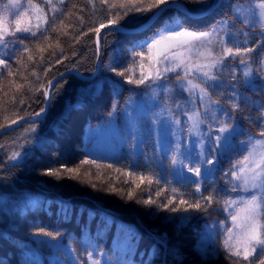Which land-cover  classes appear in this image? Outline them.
Wrapping results in <instances>:
<instances>
[{
	"label": "trees",
	"instance_id": "obj_1",
	"mask_svg": "<svg viewBox=\"0 0 264 264\" xmlns=\"http://www.w3.org/2000/svg\"><path fill=\"white\" fill-rule=\"evenodd\" d=\"M31 1L43 7L48 17L45 27L49 30L44 35L37 33L36 37L17 34L23 44L14 47L3 59L10 65L11 75L0 65V129L44 109L49 82L59 74L70 69L84 74L95 71L99 58L96 29L101 31L104 28L101 25L108 26V21L116 17L117 10L110 9L109 5L122 2L52 0L56 5L54 12L43 0ZM178 1L185 3L191 11H200L203 7L188 0ZM214 1L209 0V4ZM137 2L147 5L153 0ZM249 2L252 0H222L214 12L201 18L168 8L143 32L107 31L101 42L103 66L97 78L84 80L74 74L65 76L51 93L44 119L24 122L0 136V196L5 197L0 203V264H63V261L88 264L89 252L93 256L101 253L114 264H120V261L124 264H164V258L172 263L178 255H185L180 264H261L264 261L259 252L248 261L231 257L223 247L224 232L219 227V224L229 226L230 223L228 213L222 207V201L233 194L225 173L247 154V148L240 144L248 140L247 133L259 136L264 130L258 119L261 106H264V81L254 78L245 87L237 86L240 108L234 110L236 123L246 132L233 138L231 151L218 154L219 163H215L214 175L205 180L204 187L198 192L191 183L169 178L162 167L142 168L134 161L110 159L86 149L89 127L106 124L118 114L124 128L122 114L128 102L148 91L147 81L137 85L125 79L127 76L139 79L140 69L148 63L147 56L143 57L141 66L140 57L134 60L129 55L133 51L142 52V48L133 47L136 42L151 37L175 20L196 31L211 30L222 20L243 26L233 14V6ZM156 10L129 13L128 16L120 11L123 19L119 24L138 26ZM53 17L55 30H52ZM117 54L120 56L118 64L114 63ZM262 55L264 43L248 56L252 66L258 65L253 58ZM240 59L235 58V62ZM110 66L116 71H110ZM221 71L216 70L217 75ZM119 72H124L125 76L117 75ZM222 73L220 78L225 83L229 76ZM175 75L167 76L175 80ZM236 79L245 80L240 72ZM233 81L236 84V80ZM98 83L103 87L97 89ZM223 89L224 85L210 91L212 98L227 109L233 90L222 95ZM14 152L21 155L10 159ZM85 160L96 161L99 167L82 163ZM62 166L78 168L79 176L66 171L58 177L46 174L47 170ZM129 192L134 194L132 199L128 198ZM210 194L214 199L207 207L201 197ZM149 198L156 203L142 202ZM169 200L172 204L168 208L158 207ZM181 200L186 204H180ZM197 201L201 203V209L187 207ZM175 206H179L180 211H170ZM185 216L188 218L182 219ZM209 227L214 228L216 243L204 252L201 240ZM38 228L59 235L53 240L37 234ZM154 234L165 235L167 247ZM124 239L127 242L122 245Z\"/></svg>",
	"mask_w": 264,
	"mask_h": 264
},
{
	"label": "snow or ice",
	"instance_id": "obj_2",
	"mask_svg": "<svg viewBox=\"0 0 264 264\" xmlns=\"http://www.w3.org/2000/svg\"><path fill=\"white\" fill-rule=\"evenodd\" d=\"M48 4L53 11H56V5L52 0H43ZM107 2V0H102ZM189 3L200 4L203 7L200 11H206L211 7L209 0H188ZM253 7L251 10H244L236 5L233 6V14L237 19L245 25H258L264 29V2L256 4V0H252ZM160 5H164L165 9L168 7L181 8V5L177 4V0H153L152 3L147 5L138 3L137 0H122L119 4H110V9H116V17L110 19L108 23L110 25H117L116 30L123 28L119 25V21L123 19L119 15L120 11L124 16H128L129 13H147L152 9H159ZM29 10H32L36 16V23H32V18L29 15ZM185 14H189L187 9L184 8ZM10 16L14 19H10ZM43 21V24L41 23ZM48 24L47 14L38 4H34L31 0H28L27 6L24 7L20 0H8L7 4L0 6V45L5 49L8 47H16L23 44V41L17 37V33H27L30 37H36L37 33L44 35L49 29L44 27ZM55 17H53V27L55 30ZM234 24L231 21H224L222 25L217 28L213 27L209 31H194L190 28H186L179 20H175L164 27L158 29L153 36L148 37L142 41L136 42L134 48H142L145 51L142 52H130L129 55L135 60L136 57L142 59L145 53L151 54L150 58L154 62L155 71L149 72L148 75H144L141 72L139 79H132L131 76L125 77L129 83L133 84H145L147 81V88L149 91L156 93L157 89L171 95L173 89L169 87L170 84L175 83L181 90L187 88L189 96L187 101L175 102V107L183 115H187L188 127L185 129L183 126L178 128V131L183 134L186 130L188 133L193 134L198 139L195 143L203 146L207 142V148L204 152H198L196 157L191 156V149L186 145V153L182 154L183 158L177 161L176 153L179 152L180 143L177 141L175 148L170 149L174 154L172 157V164L179 163L180 167L174 171V175L180 177V180H191L196 184V191L200 190V184L202 180H196L195 177L201 176V170L199 165H212L208 168L209 177L213 176L216 169L215 163H219L218 153L224 154L233 149V138L241 132H246L242 129L238 123H236V115L234 110L240 108V104L237 101L239 88L247 86L251 81L245 80L241 82L237 80L232 72L229 75L233 80H236V84L230 85L233 89L231 97L229 98V107L227 109L222 108L219 100L212 98V92L218 88L223 87V81L220 75L214 70H222L224 67H230L225 64L227 56L241 57L239 63L246 64L247 61L243 59V56L247 52H251L252 49L244 48L243 50L237 46L235 50L227 47L226 40L220 36V32L223 31L235 42L237 36L236 33H229L228 28ZM100 27H105L101 25ZM100 29L97 28L96 32L99 33ZM264 34V33H262ZM239 35L247 36V33L240 32ZM11 37V39H7ZM219 45V53L213 51L214 46ZM25 50L27 46L24 45ZM11 58V57H9ZM120 60L119 54L114 57V63L118 64ZM0 65H3L5 69L9 70L11 75L10 65L6 60L0 59ZM159 65H163L160 67ZM177 69L181 72L177 73ZM110 71L115 72V67L110 66ZM171 72L176 74L175 80H170L167 74ZM119 76H125L124 72L117 73ZM244 77L252 76V69L246 68L243 73ZM160 83H156V82ZM51 84V82H49ZM153 84L156 87H153ZM97 89L103 87L98 83L95 85ZM195 97V98H193ZM247 99L246 97L244 98ZM199 101V106L197 105ZM185 103L191 105L190 114L185 111ZM264 108V106H261ZM126 111V110H125ZM163 111L168 112L169 121L171 125H180L179 117L169 110L167 107ZM220 111L227 119H218L217 112ZM242 111V110H241ZM44 112V109H41ZM163 113H157L155 116V122L159 123L160 116ZM39 116L40 113H35ZM111 115V113H110ZM259 122L264 125V111L258 118ZM15 123V121H13ZM130 127H135V118L130 117ZM207 124V135H204L201 130V125ZM213 124H218L219 127L215 129L213 133ZM226 135H221L225 134ZM248 140L241 141V147L247 148V155H244L241 160H237L232 164V168L225 173L229 177L227 185L231 187V192L237 193L236 199H225L222 201L223 210L228 213L230 218L231 227L225 224H219V227L224 232L223 247L230 254L231 257L243 258L248 261L249 257L257 252L264 256V130L261 131L259 137L253 136L251 133H247ZM21 154L14 152L10 159H15ZM211 157V159L209 158ZM189 160L191 166L187 167V172L193 173V177H189L184 174V160ZM215 161V163H214ZM82 163H91L96 165V161H83ZM99 167V165H96ZM62 171L68 173H75L79 176V169L66 168L62 166L61 169H49L46 174L51 176H59ZM179 182V181H178ZM210 183L212 181H209ZM96 185L93 184V187ZM239 189V191H238ZM227 190V188H226ZM215 191V190H214ZM173 192L176 189L173 188ZM128 198H133V193L129 192ZM159 195V193H157ZM175 197H173L174 199ZM207 207L211 206L214 199L213 195L207 197H201ZM140 202V201H138ZM145 204H155L156 201L151 198L142 201ZM172 204V200H169L166 204H159V208H168ZM180 204H186L184 200L180 201ZM194 209H201L202 205L199 201L195 204L187 205ZM207 207L204 208L207 211ZM187 208H185V211ZM170 211H180L179 206L171 207ZM188 217H182L187 219ZM37 234L44 235L56 239L52 232H45L44 229L38 228ZM163 239V238H162ZM88 243V241H85ZM69 252L71 248L69 247ZM99 255V253H97ZM88 260L90 264H101V261L93 257V253H88ZM106 264H112V261H108L105 257ZM120 264H124V261H120ZM177 264H180L179 260ZM264 264V261H261Z\"/></svg>",
	"mask_w": 264,
	"mask_h": 264
},
{
	"label": "rangeland",
	"instance_id": "obj_3",
	"mask_svg": "<svg viewBox=\"0 0 264 264\" xmlns=\"http://www.w3.org/2000/svg\"><path fill=\"white\" fill-rule=\"evenodd\" d=\"M20 2L24 7H26L28 0H20ZM31 2L34 4H38L33 1ZM7 3L8 0H0V6ZM259 3L262 2L256 1L257 5ZM39 6L40 8L43 9L41 5ZM237 6L244 10H251L253 7H255V5H253L252 2L239 4ZM29 15L32 18V23L35 24L36 16L32 10H29ZM10 19H14V17L10 16ZM224 21L226 20H222L215 27L219 28ZM41 23L43 24V21H41ZM45 26L46 25H44V27ZM185 27L189 28L187 26ZM204 31H209V30H204ZM227 31L229 33L237 34L235 38V42H233L232 39L228 38L225 32L223 31L220 32V36L224 37V39L226 40L227 47L233 48L235 50V48L239 46L242 50L244 48H249L252 49V51L245 53L243 56V59L247 61L246 64L235 62V58L237 59L239 58V56L226 57L225 64L230 65V67H224L222 71L226 76L227 75L229 76V79H227L225 83H223L225 89L221 90L220 93H222V95H225L226 92L228 93V91L230 92V90H233L230 87V85L235 84L234 83L235 81H233L232 76L229 75V72H232L236 77L238 72H240L243 75L246 68H251L252 76L247 78L244 77L245 80H249L252 83L254 78H259V81L261 82L264 81V56L262 55L260 56V58H253V60L258 64L256 68L252 66V63L250 62L251 58L248 57L252 52H254L257 48H260L264 43V34H262L264 33V29H262L258 25L243 24V26L238 27L234 24V27L230 26ZM240 32L247 33V36L239 35ZM17 34L28 35L27 33H17ZM13 50L14 47H8L7 49H5L2 45H0V59H4L5 57H7L10 51L12 52ZM219 50L220 49L218 44L214 46L213 48L214 52L218 54ZM141 51H145V49H142ZM145 56H147L148 58V63L144 66L143 69L141 68L140 70H142L144 75H148L149 72L155 71V66H154V62L150 58L151 54L146 52ZM229 60H233V61H229ZM159 66L163 67V65H159ZM255 71L257 72L255 73ZM177 72L180 73L181 70L177 69ZM168 74H173V73L169 72ZM156 83H160V82L158 81ZM153 87L155 88L156 85L153 84ZM169 87L173 89V93L171 95L157 89L156 93H153L148 90L147 93L144 94L143 96L132 98L128 102L125 108L126 111L124 110L122 114L124 119V128L121 127L120 121L118 120V114H115L113 117H111V120L108 121L106 124L89 127L86 134V149L98 156L108 157L110 159L122 158L124 160L134 161L142 168L150 169L159 166L162 167V170L166 172V175L169 176V178L180 180V177L174 175V171L178 169L180 165L179 163L176 165L172 164L171 161L174 153L170 149L175 148L177 141H179L180 148H179V152L176 153L177 161L183 158L182 154L186 153V147H185L186 145L190 147L191 156L195 158L198 152L202 153L205 151V149L207 148V142H205V144L201 146L200 144L195 143V141L198 138L195 137L193 134L188 133L186 130L184 131L183 134H181L178 131L179 127L183 126L186 129L189 125L187 123V115L181 114L179 110L176 109L175 102L177 101L186 102L189 96V92L187 88L181 90L180 88L177 87L176 84H170ZM197 105L199 106L198 100H197ZM165 107H167L169 110H171L179 117L180 119L179 126L170 124L168 112L163 111ZM185 111L190 114L191 105L185 103ZM262 111H264V108H262ZM157 113H163L160 116L159 123L155 122V116ZM130 117L135 118V127H130V123H129ZM217 118L223 120L227 119L225 116L221 114L220 111L217 112ZM218 127H219L218 124H213L214 134H217L215 133V129ZM207 128H208L207 124L201 125V130L204 135L208 134ZM221 135H226V133ZM255 137H259V136H255ZM209 158L211 159V157ZM189 166H191L189 160L185 159L184 174L189 177H193L194 176L193 173L187 172V167ZM199 167L201 170V176L195 177V179L203 181L200 184V190H202V188L204 187L205 180L209 177L207 169L211 168L212 165L201 164L199 165ZM183 181H186L188 183L193 184V186H196V184L191 180H183ZM232 193H233L232 197L229 198L236 199L237 193L235 192ZM4 198H5L4 196H0V203L4 200ZM231 226L232 225L230 222L228 227ZM154 236L156 237V239H159L161 244L167 247L165 235L155 234ZM126 242L127 241L124 239L122 245H125ZM214 243H216L215 231L213 227H209L206 234H204L201 240V248L203 249L204 252H207L210 248H212V246H214ZM258 252H259V248H257L256 253ZM256 253H254L253 255H255ZM93 257L95 259L100 260L101 264H106L105 256L103 254L100 253L99 255H95ZM184 259H185V255H178L174 259L175 262L169 263L164 258L163 263L175 264L176 261L179 260V262H181ZM107 260L111 261L109 258H107ZM63 264H67V263L63 261ZM72 264H77V263L73 262ZM88 264H90V261H88ZM112 264L114 263L112 262ZM127 264H133V263L127 262Z\"/></svg>",
	"mask_w": 264,
	"mask_h": 264
},
{
	"label": "water",
	"instance_id": "obj_4",
	"mask_svg": "<svg viewBox=\"0 0 264 264\" xmlns=\"http://www.w3.org/2000/svg\"><path fill=\"white\" fill-rule=\"evenodd\" d=\"M221 2H222V0H215L211 4V7L207 8L206 11H191L185 3L181 2V1H177V4L181 5L182 7L176 8V9H179L182 12H184L183 9L186 8L188 13H189L187 15L189 17L201 18L205 15H208V14L214 12L217 9V7L221 4ZM168 8H175V7H168ZM167 9H165L164 5H161L160 8L157 9L146 21H144L142 24H140L138 26H125V25L119 24V25L123 26V28H121L120 30H116L118 27L117 25H108V26L102 28L101 31L97 35V47H98V52H99V58H98V65H97V68L95 69V71L92 74H84L79 70L70 69V70L64 71L63 73H61L58 76H56L55 78H53L50 81L51 84H49V88L47 90V104L44 108V112H41V111L38 112V113H40L39 116H37L35 114H30L28 116H25V117H22V118L16 120L15 123L12 122V123L8 124L7 126L0 129V136L5 134L6 132L14 130L15 128H17L18 126H20L24 122H36V121L44 119L48 113V110H49L51 93H52L53 89L55 88V86L57 85V83L62 78H64L65 76H67L69 74H74L77 77L84 79V80H93V79L97 78L99 76V74L102 70V66H103L101 42H102V38H103L104 34L107 31L115 30V31L123 32V33L143 32V31L147 30L149 27H151L158 20V18L161 16V14L164 11H166Z\"/></svg>",
	"mask_w": 264,
	"mask_h": 264
},
{
	"label": "bare ground",
	"instance_id": "obj_5",
	"mask_svg": "<svg viewBox=\"0 0 264 264\" xmlns=\"http://www.w3.org/2000/svg\"><path fill=\"white\" fill-rule=\"evenodd\" d=\"M155 23H156V22H155ZM155 23H154V24H155ZM154 24H153V25H154ZM153 25H152V26H153ZM152 26H151V27H152ZM149 28H150V27H149Z\"/></svg>",
	"mask_w": 264,
	"mask_h": 264
}]
</instances>
